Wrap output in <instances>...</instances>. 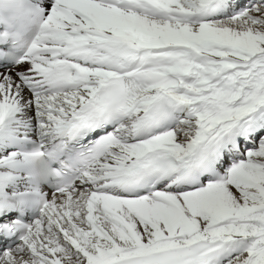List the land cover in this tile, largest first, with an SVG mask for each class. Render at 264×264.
I'll list each match as a JSON object with an SVG mask.
<instances>
[{"label":"snow or ice","instance_id":"snow-or-ice-1","mask_svg":"<svg viewBox=\"0 0 264 264\" xmlns=\"http://www.w3.org/2000/svg\"><path fill=\"white\" fill-rule=\"evenodd\" d=\"M40 8L0 38V188L55 190L0 264H264V0Z\"/></svg>","mask_w":264,"mask_h":264},{"label":"clouds","instance_id":"clouds-1","mask_svg":"<svg viewBox=\"0 0 264 264\" xmlns=\"http://www.w3.org/2000/svg\"><path fill=\"white\" fill-rule=\"evenodd\" d=\"M43 22L37 0H0V38L9 41L18 51H26L38 37L42 40ZM40 159L34 157L22 175L35 174L40 168Z\"/></svg>","mask_w":264,"mask_h":264}]
</instances>
